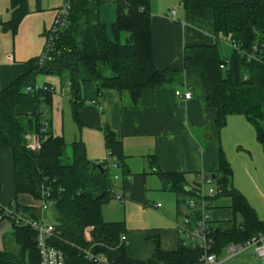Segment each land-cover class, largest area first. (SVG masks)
Listing matches in <instances>:
<instances>
[{
	"label": "trees",
	"instance_id": "1",
	"mask_svg": "<svg viewBox=\"0 0 264 264\" xmlns=\"http://www.w3.org/2000/svg\"><path fill=\"white\" fill-rule=\"evenodd\" d=\"M67 1L71 10L66 27L54 40L51 60L40 65V58L33 64L40 73L70 82L72 100L77 106L82 103L81 65L93 75L100 94L105 89L128 91L134 102L145 90L160 89L175 82L176 70H159L153 62L151 0H117L119 7L116 22L111 27L112 37L99 18L101 0ZM11 3L14 15L7 26L16 29L25 15V1L11 0ZM182 3L186 10L212 11L217 37H228L233 31L229 42L242 51L234 50V55L224 60L216 45L189 47L185 50L184 66L186 70L201 72L207 92L206 105L218 110L219 125L225 126L230 116H243L255 127L258 141L264 147V0L243 3L182 0ZM243 39L246 45H240ZM99 63L108 66L116 77L103 79L97 68ZM30 72L28 69L24 77L0 94V151L11 149L15 162L16 192L10 209L13 214L36 219L32 209L18 205V196L28 194L40 200L45 186L50 189L53 201L49 211L52 214L48 218L54 225L50 244L63 252L67 264H93L84 253L90 250L117 264H200L203 251L184 238L176 252L165 253L156 244L153 257L146 262L127 258L124 242H121L124 222L108 223L103 219L104 207L116 198L113 171L124 168L121 144L106 125L107 159L98 164L90 162L81 143H75L69 153L66 142L52 137L48 121L43 120L51 109L55 90L47 86L24 91L23 85ZM30 104L39 105L42 111L35 116L15 113L17 106ZM33 135L42 141L40 152L28 147V137ZM152 162L156 167L155 161ZM112 163L115 168L111 167ZM158 173L165 187L178 195L181 207L187 200L200 204L201 189L188 187L183 175ZM216 176L217 189L211 201L217 197L231 198L234 213L242 220L227 233L217 231L211 222L212 253L220 257L231 244H243L264 236V222L233 187L232 169L225 160ZM0 216V223L8 221L12 225L5 238L9 247L0 250V264H39L38 246L34 243L36 231L16 223L13 217H6L1 207ZM190 217L192 223H196L199 213L194 212Z\"/></svg>",
	"mask_w": 264,
	"mask_h": 264
},
{
	"label": "crops",
	"instance_id": "2",
	"mask_svg": "<svg viewBox=\"0 0 264 264\" xmlns=\"http://www.w3.org/2000/svg\"><path fill=\"white\" fill-rule=\"evenodd\" d=\"M24 1L25 15L14 29L7 26L14 15L11 0H0V94L30 69L24 91L47 86L55 90L51 109L43 119L49 123L51 136L62 138L67 149L81 143L87 160L92 163L108 158L104 127L107 125L114 133L121 144L124 168L114 169L118 172L114 174L118 181L114 191L116 197L123 200L112 201L119 208L121 205L122 211L114 209L112 219L106 220L104 209L107 207L110 212L111 208L107 204L103 219L108 223L124 222L122 237L126 238L124 246L129 260H150L156 244L165 253L176 252L183 239L179 231L183 225L180 198L165 187L158 172L183 175L187 186L195 188L202 187L203 179H211L212 187L217 189L216 175L225 160L232 169L233 187L264 222V147L258 141L255 127L240 115L228 117L225 126H220L218 110L206 105L207 92L201 72L186 70L184 66L185 50L189 47L216 45L221 59L229 60L234 55L229 42L233 31L228 37L218 38L212 11L186 10L182 0H151L153 62L159 70L175 69V82L160 89L145 90L134 102L128 91L105 89L100 94L93 75L81 65L82 103L77 106L72 100L70 82L40 73L33 64L42 57L56 11L65 0ZM101 1L113 2L107 7L108 19L105 12L99 16L112 37L111 27L116 22L119 5L117 0ZM233 1L243 3L245 0ZM240 45H246V41L243 39ZM97 68L103 79L116 77L102 63ZM178 90L192 92V99H179L175 94ZM41 111L37 104L20 105L15 109L19 116H35ZM15 192L14 153L2 148L1 208L11 209ZM17 203L38 215L39 200L20 194ZM211 204V219L217 231L230 232L242 221L234 213L231 198L217 197ZM47 215L49 217V213ZM11 230L10 222L0 223V250Z\"/></svg>",
	"mask_w": 264,
	"mask_h": 264
},
{
	"label": "built area",
	"instance_id": "3",
	"mask_svg": "<svg viewBox=\"0 0 264 264\" xmlns=\"http://www.w3.org/2000/svg\"><path fill=\"white\" fill-rule=\"evenodd\" d=\"M71 10V4L65 0L64 5L56 11V16L52 28L48 32L47 43L44 53L41 57V63L43 64L46 60H51L50 54L53 51L54 40L58 32L62 31L66 27L68 21L69 13ZM175 14V12H173ZM1 32V29H0ZM232 48L234 50L242 51V49L236 44L232 43ZM253 59V56L250 57ZM223 68V66L221 67ZM176 96L179 99H184L189 101L192 99L193 94L190 91L181 92L176 91ZM28 147L34 152H40L42 149V141L37 135L28 137ZM111 167L115 168V164L112 163ZM117 180V177H114ZM201 202L198 205L194 200H187L183 207L181 208L183 225L179 227L180 234L186 240L195 246L199 247L203 251V255L200 259V264H221L222 262L228 261L236 256L252 250L257 257L264 260V236L260 235L255 237L243 244H231L225 249V258L220 263L219 256L212 253V247L214 244L212 237V227H211V210L212 201L211 199L215 195V189L212 187L213 181L211 179L201 181ZM205 186L207 188L205 189ZM118 201L123 199L119 196L116 197ZM53 206V201L51 200V191L47 187H42V196L39 200L38 215L36 219H27L23 214H13L10 209H5L6 217H13L16 219V223L20 225H27L32 227L36 233V241L38 246V252L40 256L39 264H67L65 256L62 251L54 248L50 244V238L54 237V225L46 216L51 207ZM161 207V205H157ZM194 212L199 213V219L196 223H192L190 215ZM2 216H0V220ZM125 237L121 238V242L125 241ZM85 256L87 259L93 262V264H117L110 261L108 258L94 254L92 250L85 251Z\"/></svg>",
	"mask_w": 264,
	"mask_h": 264
},
{
	"label": "rangeland",
	"instance_id": "4",
	"mask_svg": "<svg viewBox=\"0 0 264 264\" xmlns=\"http://www.w3.org/2000/svg\"><path fill=\"white\" fill-rule=\"evenodd\" d=\"M64 5V4H63ZM62 5V6H63ZM107 5V6H106ZM110 5H113V2L112 1H108V2H104V3H102L101 5H100V14H103L104 12H105V16H106V18L108 19V17H109V13H108V10H107V7L108 6H110ZM220 50L222 51V48H220ZM254 135H255V133H254ZM259 143V142H258ZM260 144V143H259ZM261 145V144H260ZM67 150H69L70 152H71V147L69 148L68 147V149ZM69 152V153H70ZM117 171L115 170V171H113V174H112V176H113V190L114 189H116V184H117V180L116 179H114V177H115V175L114 174H116L117 175ZM114 193L115 194H117V192H116V190L114 191ZM109 206H111V208H110V212H108V210H107V207L104 209V214H106V220H108V219H112V213H114L115 212V210H116V208H119L117 205H115V202L114 201H111L110 203H109ZM122 206L120 205V208H119V212H120V210L122 211V208H121ZM115 209V210H114ZM114 211V212H113ZM51 214L52 213H49V215L51 216ZM114 215V214H113ZM47 217H48V215H46ZM122 216L121 215H119V218H121ZM49 218V217H48ZM6 241V240H5ZM5 241H4V246H3V249L4 248H8L9 246L8 245H6V243H5ZM2 249V250H3ZM225 258V255L223 254L222 256H220L219 257V262L221 263L222 261H223V259ZM221 264H264V260H262V259H260L259 257H257V255L252 251V250H250V251H246V252H244V253H242V254H240V255H238V256H236L235 258H232V259H230V260H228V261H225V262H222Z\"/></svg>",
	"mask_w": 264,
	"mask_h": 264
},
{
	"label": "water",
	"instance_id": "5",
	"mask_svg": "<svg viewBox=\"0 0 264 264\" xmlns=\"http://www.w3.org/2000/svg\"><path fill=\"white\" fill-rule=\"evenodd\" d=\"M174 70H175V69H171L172 72H174ZM34 243L37 244V241L35 240Z\"/></svg>",
	"mask_w": 264,
	"mask_h": 264
}]
</instances>
